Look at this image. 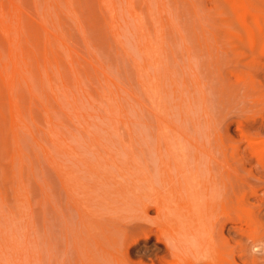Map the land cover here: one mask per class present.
<instances>
[{
  "label": "rangeland",
  "instance_id": "374dc122",
  "mask_svg": "<svg viewBox=\"0 0 264 264\" xmlns=\"http://www.w3.org/2000/svg\"><path fill=\"white\" fill-rule=\"evenodd\" d=\"M0 264H264V0H0Z\"/></svg>",
  "mask_w": 264,
  "mask_h": 264
}]
</instances>
